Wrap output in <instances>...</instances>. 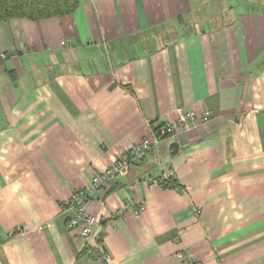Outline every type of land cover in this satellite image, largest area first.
<instances>
[{
  "label": "crops",
  "instance_id": "obj_1",
  "mask_svg": "<svg viewBox=\"0 0 264 264\" xmlns=\"http://www.w3.org/2000/svg\"><path fill=\"white\" fill-rule=\"evenodd\" d=\"M78 2L0 21V264H264V0ZM188 110L69 233L64 199Z\"/></svg>",
  "mask_w": 264,
  "mask_h": 264
},
{
  "label": "built area",
  "instance_id": "obj_2",
  "mask_svg": "<svg viewBox=\"0 0 264 264\" xmlns=\"http://www.w3.org/2000/svg\"><path fill=\"white\" fill-rule=\"evenodd\" d=\"M210 112L204 111L200 117L196 116L191 111H180L176 118V123L164 121L152 134L151 137L142 138L128 150L122 153L121 156L113 160V162L105 167L103 170L93 173L90 178V184L84 188L73 191L68 198L64 199L63 206L68 213L66 218V227L72 234L81 237H92L96 240L94 233H92V226L97 222V218L86 212V204L89 196L93 190L110 189L116 178L127 170L130 164H136L145 156L148 151H153L157 148L162 137L175 135L177 129L187 126L189 123L205 122L210 117ZM172 171L166 170L164 178L167 180L171 178ZM140 206L126 205L119 207L115 211L116 215H130L133 217L139 216ZM99 243H96L94 249L103 261H109L110 255L101 248ZM177 258L182 264H199L194 255L186 253L185 250H178L176 252Z\"/></svg>",
  "mask_w": 264,
  "mask_h": 264
},
{
  "label": "trees",
  "instance_id": "obj_3",
  "mask_svg": "<svg viewBox=\"0 0 264 264\" xmlns=\"http://www.w3.org/2000/svg\"><path fill=\"white\" fill-rule=\"evenodd\" d=\"M79 0H0V21L11 18L39 20L52 16L70 14L78 7ZM152 33V32H148ZM170 40V39H166ZM167 42H164L166 44ZM159 184L179 188L170 179Z\"/></svg>",
  "mask_w": 264,
  "mask_h": 264
},
{
  "label": "rangeland",
  "instance_id": "obj_4",
  "mask_svg": "<svg viewBox=\"0 0 264 264\" xmlns=\"http://www.w3.org/2000/svg\"><path fill=\"white\" fill-rule=\"evenodd\" d=\"M170 34V33H169ZM157 34H155V35H153V36H155L156 38H163V36L164 35H162V33H160L159 32V34L156 36ZM166 36H168L169 37V35L168 34H166Z\"/></svg>",
  "mask_w": 264,
  "mask_h": 264
}]
</instances>
